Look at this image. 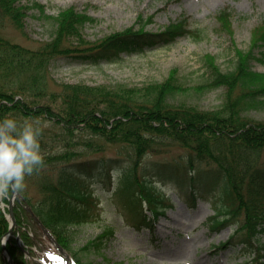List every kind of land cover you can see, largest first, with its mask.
<instances>
[{
    "label": "trees",
    "instance_id": "16d2710c",
    "mask_svg": "<svg viewBox=\"0 0 264 264\" xmlns=\"http://www.w3.org/2000/svg\"><path fill=\"white\" fill-rule=\"evenodd\" d=\"M35 9L39 17H51L33 0H0V119L8 116L43 129L40 143L46 164L39 174L26 178L14 207L18 228L7 243L14 264H31L17 245L18 234L32 255L35 248L41 250L38 243L46 242L26 206L70 252L71 229L101 220L104 210L97 187L114 189L113 176L122 162L126 164L112 199L139 227L157 222L172 208L165 187L173 181L182 186L179 196L186 190L194 205L199 192L220 203L207 227L214 233L237 227L222 249L256 253L264 264V122L246 116L251 110H264V73L254 71L255 62L264 63V19L253 28L248 51L234 47L233 69L223 71L216 56L205 57L208 78L192 90L225 89V97L220 109L203 112L174 103L176 95L189 90L180 84L176 68L166 81L140 87L55 83L56 89L51 88L50 69L57 60L83 66L116 64L124 56L170 47L182 37L200 38L188 29L186 18L159 33H147L141 17L143 26L92 44L84 31L98 20L71 6L54 18L55 38L39 49H28L10 39L6 30L10 25L25 32L28 12ZM232 16L224 10L216 19L233 39ZM109 143L132 149L128 163L123 158H86L103 152L102 144ZM175 145L192 153L187 163L181 158L172 165L147 160ZM200 167L207 172L196 174ZM186 168L191 171L183 172ZM3 201L8 204V199ZM7 213L0 202V264H7L2 247L11 226ZM113 233L104 230L78 253L99 250ZM77 254L73 255L78 264H92L81 263Z\"/></svg>",
    "mask_w": 264,
    "mask_h": 264
},
{
    "label": "rangeland",
    "instance_id": "374dc122",
    "mask_svg": "<svg viewBox=\"0 0 264 264\" xmlns=\"http://www.w3.org/2000/svg\"><path fill=\"white\" fill-rule=\"evenodd\" d=\"M45 9V15L39 17V11L31 10L26 20L25 32L7 26L6 35L16 44L30 49L53 40L57 26L54 18L61 11L74 6L79 12L87 10V14L98 20L87 26L84 31L85 39L94 43L102 42L106 37L121 33L129 28H139L144 19L145 31L159 33L171 24L186 18L188 29L194 31L200 38L192 36L182 37L170 47L149 50L143 54L124 56L116 64H101L95 66L70 64L66 59L57 60L51 66L52 89L56 84H88L92 86L105 85L140 87L144 84L161 83L169 78L173 69L178 70L179 82L189 88L183 94L175 96L176 105L197 108L200 111H217L222 106L225 89H216L206 93L192 90L194 86L202 85L208 78L205 57H217V63L223 71L234 68L235 51H247L250 47L251 31L264 18V0H33ZM27 5L26 1L23 2ZM29 4H32V2ZM228 10L233 15V29H236L232 39L227 32H223L216 16ZM254 71L264 73V63H254ZM250 119L264 122V110H251L246 113ZM103 152L88 153L86 158H123L128 163L132 149L124 144H102ZM84 150V149H82ZM85 151V150H84ZM165 154L148 161L172 165L181 158L187 163L193 155L178 145L164 152ZM114 173L115 189L119 183L122 168ZM180 165V164H179ZM191 170L185 169L187 173ZM183 172L181 174H183ZM206 168L198 169L195 173L202 175ZM182 176H180L181 178ZM103 208L99 222L80 225L71 229L73 242L69 255L80 252L88 242L102 235L106 229L114 231L113 236L103 240V246L89 251H81L77 258L81 263L102 264H263L256 253L243 252L240 248H223V243L230 242L235 229L224 230L220 234L210 231L207 221L216 211V199L205 192L196 203L190 195L183 191L181 185L173 181L166 183L165 191L173 201L172 209L157 222L149 225H137L129 215L122 213L112 199L113 190H102L97 187ZM32 190V189H31ZM34 191V189L32 190ZM35 196L37 191H34ZM216 204V205H215ZM148 227V228H147ZM151 227V228H149ZM47 240V239H45ZM42 249L35 251V258L42 264H62V259H51L49 255L56 254L50 241L47 240ZM202 262V263H201ZM36 264V263H34Z\"/></svg>",
    "mask_w": 264,
    "mask_h": 264
},
{
    "label": "clouds",
    "instance_id": "9594fccd",
    "mask_svg": "<svg viewBox=\"0 0 264 264\" xmlns=\"http://www.w3.org/2000/svg\"><path fill=\"white\" fill-rule=\"evenodd\" d=\"M43 129L5 116L0 119V202L22 193L26 178L46 166L40 138Z\"/></svg>",
    "mask_w": 264,
    "mask_h": 264
},
{
    "label": "water",
    "instance_id": "95a60500",
    "mask_svg": "<svg viewBox=\"0 0 264 264\" xmlns=\"http://www.w3.org/2000/svg\"><path fill=\"white\" fill-rule=\"evenodd\" d=\"M19 197H20V193L13 194L11 196V198L9 199V206H8L9 215H8V219L10 220L11 228H10L9 232L5 235L4 240L2 242V247L4 248L5 254H6L7 258H8V264H13L14 263V260L11 257V255H10V253L8 251V248L6 247V243H7V240L9 239V237L11 236V234L15 231V228L18 226L17 223H16V216L14 214V206H15L16 199L19 198ZM27 211H28V213H30L32 215V217L34 219V222L41 227L43 233L47 237H49L51 243L53 245H55V248L57 249V251L59 253V256H61L63 258L64 262L67 263V264H74V259L72 258V256L68 255L67 252L65 251V249L61 245L57 244L54 236L50 233V231L48 229L45 228V226L41 223L40 219L32 212V210L30 208H27ZM18 241L20 242V237L18 238ZM22 250L25 253L26 257H29V259H31L33 261H36L33 257H31V255H30V253H29V251L27 249L26 250L22 249Z\"/></svg>",
    "mask_w": 264,
    "mask_h": 264
},
{
    "label": "snow or ice",
    "instance_id": "6c2138e0",
    "mask_svg": "<svg viewBox=\"0 0 264 264\" xmlns=\"http://www.w3.org/2000/svg\"><path fill=\"white\" fill-rule=\"evenodd\" d=\"M51 259H58V257H55V256H53V257H50Z\"/></svg>",
    "mask_w": 264,
    "mask_h": 264
},
{
    "label": "bare ground",
    "instance_id": "6f19581e",
    "mask_svg": "<svg viewBox=\"0 0 264 264\" xmlns=\"http://www.w3.org/2000/svg\"><path fill=\"white\" fill-rule=\"evenodd\" d=\"M202 263V262H201Z\"/></svg>",
    "mask_w": 264,
    "mask_h": 264
}]
</instances>
